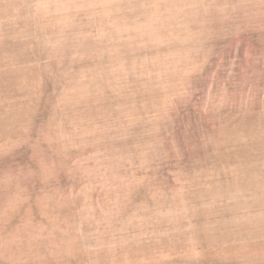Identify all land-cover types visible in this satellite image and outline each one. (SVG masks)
Returning a JSON list of instances; mask_svg holds the SVG:
<instances>
[{"label":"rangeland","instance_id":"rangeland-1","mask_svg":"<svg viewBox=\"0 0 264 264\" xmlns=\"http://www.w3.org/2000/svg\"><path fill=\"white\" fill-rule=\"evenodd\" d=\"M0 264H264V0H0Z\"/></svg>","mask_w":264,"mask_h":264}]
</instances>
